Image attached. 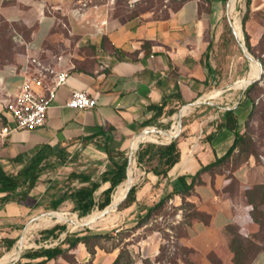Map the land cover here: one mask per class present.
I'll return each instance as SVG.
<instances>
[{
  "label": "crops",
  "instance_id": "obj_1",
  "mask_svg": "<svg viewBox=\"0 0 264 264\" xmlns=\"http://www.w3.org/2000/svg\"><path fill=\"white\" fill-rule=\"evenodd\" d=\"M138 1L0 0V21L11 29L10 38L18 47L10 59L0 58V96L19 90L25 63L32 56L67 75L65 83L54 91L44 125L0 133V163L15 173L21 164L11 158L29 154L41 144L65 146L70 156L79 150L87 156L79 166H68L72 159H67L61 167L43 172L24 200L0 206L1 245L5 238L19 236L16 241L21 240L19 230L31 221L55 215V210L35 206L45 195L49 180L64 179L72 169H95L94 176L99 175L107 162L95 142L101 138V129L112 133L113 141L130 159L127 178L114 194L126 182V190L136 184V201L152 206L157 197L172 191L178 176L187 175L190 182L197 175L186 199L207 215L208 221L192 218L175 238L177 247L187 250L191 264H233L226 227L236 225L243 236L258 231L246 193L264 184L261 149L252 150L234 167L230 161L220 170L201 168L228 151L235 131H246L256 99L247 95L248 79L254 82L262 71L250 77L253 62L245 52L260 40L263 19L256 12H250L244 23L240 17L239 24L227 17L229 28L225 30L220 6L225 0H181L165 14L137 11ZM204 2L211 4L209 10L201 8ZM50 81L47 75L45 83ZM237 83L239 86L234 85ZM73 90L96 95V105L66 106ZM12 125V117L0 109V130ZM173 126L177 132L171 139L177 137L180 155L166 175L137 166L135 150L145 142L142 138L167 137ZM106 186L102 184L96 194ZM169 201L179 206L182 197L174 193ZM65 208L71 210L69 201L57 210ZM142 244L141 257H135L133 264L147 258L154 264L158 237L151 235ZM0 250L5 251L3 246ZM119 251L118 247H95L91 254L79 242L67 255L78 264H115ZM21 253L17 257L20 264H38L43 258L20 257ZM43 264L72 263L59 255ZM248 264H264V249Z\"/></svg>",
  "mask_w": 264,
  "mask_h": 264
},
{
  "label": "trees",
  "instance_id": "obj_2",
  "mask_svg": "<svg viewBox=\"0 0 264 264\" xmlns=\"http://www.w3.org/2000/svg\"><path fill=\"white\" fill-rule=\"evenodd\" d=\"M255 83L252 82L249 86ZM99 134L101 138H96L95 142L97 147L106 154L105 158H107L105 167L99 175L94 176L95 169H89L88 171L72 169L64 179L49 180L46 193L36 202V207L41 206L44 210L49 211L57 210L63 202L69 201L71 203V211L75 212L78 217H84L89 215L94 209L102 210L110 204L114 190L127 178L129 159L128 154L119 149L117 143L113 141L110 131L101 129ZM252 146V137L247 131L243 133L235 131L233 144L228 151L223 156L216 158L212 163L203 166L201 170L214 168L220 170L227 167L230 161L233 167L237 166L243 159L248 157ZM179 155L177 137L172 138L167 144L145 141L141 142L136 148L135 161L137 166L144 167L147 171L151 170L156 175L165 176L168 169L178 161ZM69 157L70 153L65 146L41 144L36 146L29 154L17 155L11 158L12 162L21 164V167L15 173L5 170L0 163V206L9 202L24 200L29 194L28 191L38 182L43 172L61 167L67 162ZM196 179L197 175H194L191 177V181L187 182V175L178 176L170 193L161 197L154 205L144 207L145 213L142 219H147L152 210L162 207L172 194L179 193L182 197L181 207H187V210H190L189 213L183 214V217L187 218L184 223L188 224L192 218H199L207 222V215L198 211L193 203L186 199ZM73 181L76 183L72 184ZM105 183H107V186L96 194V190ZM126 191L125 197L117 205L119 209L128 207L133 203L139 205L136 201L137 185H131ZM246 195L252 205L251 217L262 230L264 211L259 209V206H264V184L255 185L247 191ZM62 232H66V234L62 240H59V235ZM226 232L229 237V248L233 253V264H248L259 251L264 249V240H262V244L255 241L257 240V234L243 236L239 233L236 225L227 226ZM40 235L43 240L57 238L58 242L52 246L41 245L37 248L25 249L20 257H43L38 262V264H43L47 259L59 255L66 256L67 251L74 248L79 242L84 243L87 250L92 254L94 245L98 243L91 244L89 239L97 236H106L104 233L91 234L88 231L83 232V234L79 232L69 233L66 231V225L58 223L42 229ZM16 240L17 238H5L3 239V245L0 243V246H3L5 251H9L16 243ZM183 251L187 252L185 249ZM183 261L185 264H191L187 258H183ZM114 263L133 264V259H131L126 249H120ZM12 264H20V262Z\"/></svg>",
  "mask_w": 264,
  "mask_h": 264
},
{
  "label": "rangeland",
  "instance_id": "obj_3",
  "mask_svg": "<svg viewBox=\"0 0 264 264\" xmlns=\"http://www.w3.org/2000/svg\"><path fill=\"white\" fill-rule=\"evenodd\" d=\"M179 1L181 0H139L136 5V10H150L153 11L154 14H165L167 8H174ZM220 6L223 11L222 22L225 30H228L229 28L227 17H231L233 15L231 17V21L235 20L238 24L239 18L243 17L242 23H244L247 18H249L248 14L250 12L258 13V17L263 19L261 22L264 25V0H225L222 4H220ZM210 7V3L206 4V2H204L201 4V8L203 10H209ZM10 33L11 29H9L5 23L0 21V58L5 57L10 59L14 56V53L18 49V47L16 48L13 45ZM226 33H228V31H226ZM244 40L248 43V37H246V35H244ZM247 51L248 55L252 57L249 58V60L252 62L258 61L262 72L254 81L256 83L249 86L246 91L248 96L256 98L249 114V118L247 120L248 122H246V131L252 137L253 146L250 148L251 151L253 150L258 152L261 149L264 153V27L263 34L258 43L254 46L249 45ZM236 53L238 54L239 51H236ZM234 85L239 86V83ZM153 138L155 137L151 136V139ZM149 142L152 141L149 140ZM85 157L87 156L81 150L73 152L68 158L72 159V163L67 165L73 167L79 166L83 163V159H86ZM159 199L160 198L157 197L153 203H157ZM130 206L120 209L115 206L107 213L99 214L98 217L93 220L95 222H86V217H88V215L79 218L75 212L66 208L63 209V211L55 210V213L57 212L61 214H55L50 218L46 217L48 222H45L43 219H40L41 217H39V219L31 221L28 225H25L26 227L19 230L20 234L23 236L22 239L24 238V241L20 246L19 242L22 239L16 241L14 246L10 249V251L15 250V257L2 264L20 262V260L17 259L19 247L22 252L25 249L37 248L41 245L44 246L45 244H51V246L55 245V243L58 242L57 238H48L43 240L40 235V231L42 229L49 228L56 223L66 225V231L69 233L79 232L80 234H83L85 231H88V233L91 234L104 233L106 236H97L89 239V243L91 244H94L95 242L98 243L97 245H94V251L95 247L104 250L116 247L119 249H126L131 259H133V262L135 257H141L140 254L143 247L142 242L149 238V236L153 235V237H158L160 242L159 252L156 256H154V264H180V261L185 264L183 258H186V253L182 248L177 247L175 238L183 232V225H185L184 221H187V218L185 219L183 214L189 213L190 210H187V207H181V204L179 206H175L173 202L171 203L169 198H167L162 207L152 210L150 216L143 220L142 216L145 213L144 207L150 206L144 202L139 203V205L133 210H130ZM100 211L101 210L94 209L89 215L99 213ZM70 226H72V228ZM261 229L262 230L258 228V231L255 233L257 234V240L255 241H260L262 244V240H264V217ZM64 234L65 232H62L59 237H63ZM18 238L19 236L17 237V240ZM5 253L7 252L0 250V257ZM65 258L72 264H78L74 261L72 255H66ZM150 263L151 262L148 258L143 260V264Z\"/></svg>",
  "mask_w": 264,
  "mask_h": 264
},
{
  "label": "built area",
  "instance_id": "obj_4",
  "mask_svg": "<svg viewBox=\"0 0 264 264\" xmlns=\"http://www.w3.org/2000/svg\"><path fill=\"white\" fill-rule=\"evenodd\" d=\"M23 72L24 78L19 90L14 94L0 96V109L6 111L13 119L12 128L3 127L0 130L1 134H6L8 131L15 129L32 130L44 125L48 108L54 98V91L57 86L65 83L67 77L65 72L55 71L36 56L27 58ZM47 75L51 76L49 83H45ZM246 85L247 83H245ZM96 103V95L73 90L65 105L71 108H91ZM176 132L177 127L173 126L167 137L142 138V140L167 144ZM262 162L264 164L263 158ZM44 246H51V244H45ZM135 264L143 263L136 262Z\"/></svg>",
  "mask_w": 264,
  "mask_h": 264
},
{
  "label": "bare ground",
  "instance_id": "obj_5",
  "mask_svg": "<svg viewBox=\"0 0 264 264\" xmlns=\"http://www.w3.org/2000/svg\"><path fill=\"white\" fill-rule=\"evenodd\" d=\"M230 11H231V9H230ZM233 16V15H232ZM231 16V17H232ZM241 16H242V14H241ZM233 19V18H232ZM241 25V24H240ZM235 28V27H234ZM239 28V27H238ZM240 29H241V27H240ZM238 32V31H237ZM251 65V71H250V77L251 78H255V77H257L258 76V74H259V72H258V67H259V65H257V63L256 62H253L252 64H250ZM259 70H260V68H259ZM249 76V75H248ZM249 80V79H248ZM245 83V82H244ZM166 137V136H165ZM145 138H151V135H146L145 136ZM135 144V143H134ZM134 169V168H133ZM134 171V170H133ZM131 179H133V178H131ZM126 187H127V182L125 183V184H123V185H120L119 187H118V189L116 190V193L114 194V196H113V202L115 203L116 201H118L119 199H121L122 197H123V195L125 194V190H126ZM112 209V208H111ZM55 214H57V215H60L61 213H55ZM98 214L97 213H95V214H91V215H88V217H86V222H89V221H93V220H95V217L97 216ZM80 218V217H79ZM78 218V219H79ZM108 220V219H107ZM44 221L45 222H48V219H44ZM98 221V220H97ZM44 222V223H45ZM93 222H95V221H93ZM100 222V221H99ZM43 224V223H42ZM91 224V223H90ZM44 226V225H43ZM102 226V225H101ZM71 228H72V226H70ZM97 227V226H96ZM99 227V226H98ZM34 230V229H33ZM23 241H24V238L19 242V246L20 245H22V243H23ZM29 245H31V244H29ZM7 252V251H6ZM15 254H16V252H15V250H12V251H10V252H7V253H5L3 256H1L0 257V264H2V263H6L7 261H9V260H11V259H13L14 257H15ZM17 257V256H16Z\"/></svg>",
  "mask_w": 264,
  "mask_h": 264
},
{
  "label": "water",
  "instance_id": "obj_6",
  "mask_svg": "<svg viewBox=\"0 0 264 264\" xmlns=\"http://www.w3.org/2000/svg\"><path fill=\"white\" fill-rule=\"evenodd\" d=\"M245 54H246V56L248 57V58H252L250 55H248V53L247 52H245ZM252 81L253 80H248V83H252ZM130 158V157H129ZM130 160V159H129ZM128 190V189H127ZM125 195H126V193L124 194V196L122 197V198H124L125 197ZM121 198V199H122ZM120 199V200H121ZM119 200V201H120ZM119 201H117V202H115V203H110V205L109 206H107V207H105L102 211H101V213L100 214H104V213H107L108 211H109V209H111L113 206H116L118 203H119ZM19 252H18V254L20 253V251H21V248L19 247V250H18Z\"/></svg>",
  "mask_w": 264,
  "mask_h": 264
}]
</instances>
